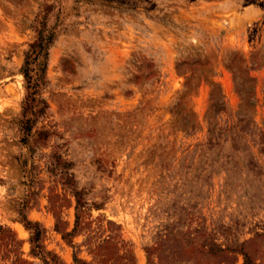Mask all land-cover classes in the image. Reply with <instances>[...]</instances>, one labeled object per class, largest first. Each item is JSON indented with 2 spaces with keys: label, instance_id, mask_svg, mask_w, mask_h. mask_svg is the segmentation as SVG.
I'll list each match as a JSON object with an SVG mask.
<instances>
[{
  "label": "rangeland",
  "instance_id": "obj_1",
  "mask_svg": "<svg viewBox=\"0 0 264 264\" xmlns=\"http://www.w3.org/2000/svg\"><path fill=\"white\" fill-rule=\"evenodd\" d=\"M21 209L50 264H264V0H0V264H44Z\"/></svg>",
  "mask_w": 264,
  "mask_h": 264
},
{
  "label": "trees",
  "instance_id": "obj_2",
  "mask_svg": "<svg viewBox=\"0 0 264 264\" xmlns=\"http://www.w3.org/2000/svg\"><path fill=\"white\" fill-rule=\"evenodd\" d=\"M46 1V0H45ZM90 1V0H85ZM52 4H44L39 13L35 16V19L31 25L32 30L35 33L34 41L29 45L28 50L25 53V59L23 66L20 70L23 77V84L25 90V98L22 102L21 118L19 120V128L25 135L23 141L32 140L31 126L36 121L37 117L44 111L43 101L40 99V93L46 85V67H47V54L56 38L64 31L63 28H57L58 24L54 23L48 26L49 13L52 9ZM57 16L55 18V21ZM29 173L28 171L26 172ZM82 202L77 199L75 210L76 213L80 211ZM23 209L19 210L21 216V222L25 228L31 233L32 252L41 257L44 264H50L45 252L41 250L40 237L41 231L36 224L29 222L24 214ZM79 216H76V225L78 226ZM71 232L67 236H71ZM51 261V260H50ZM247 261V259H246ZM78 263V260H75ZM245 264H249L248 261Z\"/></svg>",
  "mask_w": 264,
  "mask_h": 264
}]
</instances>
